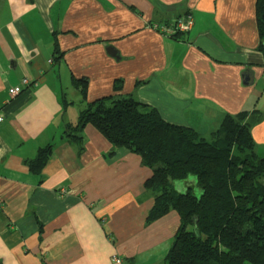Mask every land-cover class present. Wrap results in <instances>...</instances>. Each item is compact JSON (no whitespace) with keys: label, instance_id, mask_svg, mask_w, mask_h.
Wrapping results in <instances>:
<instances>
[{"label":"crops","instance_id":"0c3cea01","mask_svg":"<svg viewBox=\"0 0 264 264\" xmlns=\"http://www.w3.org/2000/svg\"><path fill=\"white\" fill-rule=\"evenodd\" d=\"M255 1L0 0V264H164L179 216L146 224L154 198L140 157L108 156L90 125L80 153L67 141L81 109L73 78L87 79V102L132 95L205 139L224 115L258 110L251 135L264 157ZM187 13L193 25L177 39L151 28ZM13 87L21 91L11 98ZM49 144L34 175L25 161Z\"/></svg>","mask_w":264,"mask_h":264},{"label":"trees","instance_id":"16d2710c","mask_svg":"<svg viewBox=\"0 0 264 264\" xmlns=\"http://www.w3.org/2000/svg\"><path fill=\"white\" fill-rule=\"evenodd\" d=\"M255 19L264 57V0L255 1ZM61 56L55 43L53 60ZM87 84L85 78H73L81 109L75 124L66 125L65 137L80 153L82 131L90 125L111 145L108 156L125 150L151 170L144 187L154 203L146 224L171 211L180 219L166 264H264V157L256 154L251 135L262 121L260 111L224 115L211 139H205L192 128L165 121L132 95L87 102ZM113 89L120 92L122 81L116 80ZM52 148H40L25 161L31 173H41ZM188 179L193 182L184 190L175 189V182Z\"/></svg>","mask_w":264,"mask_h":264},{"label":"built area","instance_id":"2783aa9c","mask_svg":"<svg viewBox=\"0 0 264 264\" xmlns=\"http://www.w3.org/2000/svg\"><path fill=\"white\" fill-rule=\"evenodd\" d=\"M193 24V17L190 13L185 14L184 16L178 17L169 23H160V24H153L151 28L155 30L157 33L165 37H173L177 34H184L187 33ZM52 62L51 60L49 61ZM22 85H27L28 80L22 79ZM21 91L20 87H13L11 88L8 93L9 96L12 98L16 96ZM2 122V117L0 115V123ZM116 262H119L118 259H115Z\"/></svg>","mask_w":264,"mask_h":264},{"label":"rangeland","instance_id":"374dc122","mask_svg":"<svg viewBox=\"0 0 264 264\" xmlns=\"http://www.w3.org/2000/svg\"><path fill=\"white\" fill-rule=\"evenodd\" d=\"M68 98L71 99V98H72L71 95H70V96L68 95ZM189 181H190V179L187 180V182H189ZM181 183H185V182H175V183H174V184H175V189H176V190H178V188H180V186L182 185ZM177 185H178V186H177ZM182 187L184 188L183 185H182ZM193 193H194V194L196 193V190H195V189L193 190ZM164 264H166V262H164Z\"/></svg>","mask_w":264,"mask_h":264},{"label":"water","instance_id":"95a60500","mask_svg":"<svg viewBox=\"0 0 264 264\" xmlns=\"http://www.w3.org/2000/svg\"><path fill=\"white\" fill-rule=\"evenodd\" d=\"M109 52L112 54V55H115V52L112 50V49H108Z\"/></svg>","mask_w":264,"mask_h":264}]
</instances>
